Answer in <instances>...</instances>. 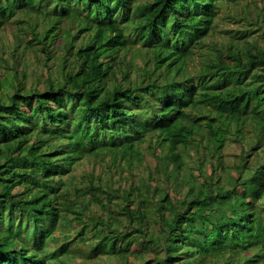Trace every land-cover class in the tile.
<instances>
[{"label":"trees","instance_id":"16d2710c","mask_svg":"<svg viewBox=\"0 0 264 264\" xmlns=\"http://www.w3.org/2000/svg\"><path fill=\"white\" fill-rule=\"evenodd\" d=\"M246 1L0 0V264H264V13L228 11ZM223 7L245 28L219 30ZM148 155L162 183L127 188Z\"/></svg>","mask_w":264,"mask_h":264},{"label":"rangeland","instance_id":"374dc122","mask_svg":"<svg viewBox=\"0 0 264 264\" xmlns=\"http://www.w3.org/2000/svg\"><path fill=\"white\" fill-rule=\"evenodd\" d=\"M248 6L250 9L254 10L253 12H251V17L254 19H256V16L258 14H260L262 12L264 13V3H261V2L257 3V8H255V5H253L252 1L243 2L238 7H229L228 11L232 15H235V14L238 15L239 13L244 14V12H248ZM226 11H227V9L225 7H223L220 11V14H221L223 19H222L221 25L218 28L219 30L221 29V31L222 30L227 31L228 29H243V28H245L246 22L236 23V22L230 20L229 18L226 17V13H227ZM256 28L257 27H255L254 29H256ZM253 36H254L253 39H257V41L261 44V46H264V27L262 28L261 31H259L258 33H255ZM11 38H12L11 33L8 34L6 32L0 31V52L1 51L4 52V55H2L0 57L1 58L5 57L9 61L10 64H13V60L11 59V50H9V48H8L13 43ZM216 39L220 43H225L228 40V38L225 35H222L220 33L217 34ZM58 50H60V49H58ZM58 54H61V52H58ZM36 56H37V54H32V52H29L27 55L28 62H30L28 65H31L29 71L27 72V74L30 78H32L33 76L36 77L37 75H40L42 73V71H41L39 74V71L35 72V69H33L34 66L41 64L43 61L42 58L39 59V61H38ZM1 58H0V63L3 65L5 63L3 62V60L1 61ZM20 61H22V60H20ZM204 63H206L205 60L200 61L199 59H196L195 63L190 66L191 70L194 71L193 73L199 72L204 67V66H202V64H204ZM140 64H141V62H139V65ZM52 73H50L49 76ZM30 81H31V79H30ZM230 151H232V153H236V151L233 149H231ZM191 154L193 155V159H190L188 161V163H186L184 165V166H186V169H188V168L195 169L196 164L198 163V159L200 158V157L197 158V155L195 154L194 150L191 152ZM90 161H91V162H89L90 165H86L84 163L81 165L82 171L84 169H87V170L92 169V171H95L96 175L100 178V180H102V178H104V179L105 178L106 179L111 178L112 173L108 169V165H109L108 160H106L105 162H101L98 160L97 161L90 160ZM239 161H240L239 158H236L234 154L227 155V157H225L223 159L224 165H227V167H232V168H235L239 164ZM155 170H157V172H155ZM181 173L183 176L184 175L183 172H181ZM206 173H211V167L209 165L206 167ZM125 174L127 176L131 175L129 172H126ZM177 177H178L177 173L173 172L172 176L170 177L171 178L170 181L172 182ZM164 178H165L164 168L157 164L156 159L154 157H152L151 155H148L146 162L142 166H140L139 169L136 171V180L133 182V181L127 179L126 180V187L130 188L131 186L138 185L139 180H143L145 182H151L152 181L153 183L159 184V183H162ZM229 180H230V178H229ZM81 186H82V184H81ZM259 206H260L259 207L260 210L264 209L263 204L259 205ZM25 220H26V218H25ZM31 226L32 225H30L29 228ZM202 238L203 237H201V239ZM72 247H73V249L74 248H80L81 249L77 253V255H79L78 257H80V258H82V255H85V251L86 250L88 251L90 248V247L82 245V244L78 246V243L73 244ZM136 248H137V245L135 244L133 246L132 250H135ZM151 254H153V253H148L147 256H149ZM93 255L96 259L92 258L90 261H85L86 264H105L104 262L106 260L104 258L101 259L100 255H95V254H93ZM129 259H130V261H133L134 263H140L141 262V259H139V260L136 259L135 255H133V254H131ZM244 262L248 263V261H244ZM85 263H82L81 260H78V262H76V264H85Z\"/></svg>","mask_w":264,"mask_h":264}]
</instances>
